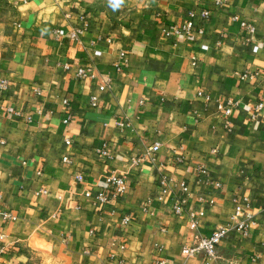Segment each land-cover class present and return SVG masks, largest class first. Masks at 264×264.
Listing matches in <instances>:
<instances>
[{"label":"crops","instance_id":"1","mask_svg":"<svg viewBox=\"0 0 264 264\" xmlns=\"http://www.w3.org/2000/svg\"><path fill=\"white\" fill-rule=\"evenodd\" d=\"M1 79L0 264H206L183 248L236 200L214 264H264V0H0Z\"/></svg>","mask_w":264,"mask_h":264},{"label":"built area","instance_id":"2","mask_svg":"<svg viewBox=\"0 0 264 264\" xmlns=\"http://www.w3.org/2000/svg\"><path fill=\"white\" fill-rule=\"evenodd\" d=\"M215 3H220L222 0H214ZM195 13L193 11H189L190 18L185 19L183 22H181L178 25L163 27L162 31L166 34H170L172 32L174 33H185V32H191L193 30V21L192 16ZM200 15L202 17H207L209 15V10L207 8H203L200 10ZM241 25L246 28L248 31L254 30V25L252 22L242 20ZM78 29L73 28L70 30V34L72 36H76ZM197 31L201 32V28H197ZM56 32L58 34H63L64 29L61 27L56 28ZM202 48H207L206 44L201 45ZM253 50H257L258 46L253 45ZM96 54L100 53V50H95ZM63 66L65 68H69L70 64L64 62ZM76 76H93V72L89 68H84L82 66H79L74 71ZM251 75V72L243 71L240 74V77H246ZM7 81L5 79L0 80V86H6ZM99 89L104 88V84H100ZM91 103L93 105L96 104V94L91 95ZM236 104V100L233 99H227L225 103L219 102L218 107L223 109L226 114H229L233 108V106ZM264 109V103L262 101H257V103L254 105V110L251 113V116H255L257 113L260 112V110ZM65 142L69 143V139L65 138ZM159 145V142H154L153 146H151V149L157 148ZM99 151L102 153L108 154V150L106 147H102ZM66 158V157H64ZM137 160V159H136ZM199 170L205 171V168L203 165L199 167ZM78 177H80L78 175ZM104 181L106 184L110 185V194L112 196H115L118 193H122L127 189V182L125 177L117 173L116 171L112 170L111 172L107 173L104 177ZM164 179H161V182H163ZM97 198L99 199H106V195L102 192H99L97 194ZM246 199V198H245ZM182 201H178L174 204V210L176 212L182 211ZM202 212H200L201 214ZM3 216L11 217L12 214L10 212H3ZM196 216L191 213L190 217V227L194 228L196 226ZM230 222L225 224H218L216 225L212 231L207 234L200 236L196 241L192 242L191 244L184 246L183 253L186 256L189 255H195V254H202L205 258L206 264H214V260L217 257V247L219 243L221 242L222 238L225 237L230 229H237L240 232L246 234L248 232L249 227L254 223L253 214L245 209L242 208V204L236 200L234 210L230 216ZM2 237V234L0 233V238ZM159 264H168L164 261H159Z\"/></svg>","mask_w":264,"mask_h":264},{"label":"clouds","instance_id":"3","mask_svg":"<svg viewBox=\"0 0 264 264\" xmlns=\"http://www.w3.org/2000/svg\"><path fill=\"white\" fill-rule=\"evenodd\" d=\"M109 2L113 10H116L119 7L122 0H109Z\"/></svg>","mask_w":264,"mask_h":264},{"label":"rangeland","instance_id":"4","mask_svg":"<svg viewBox=\"0 0 264 264\" xmlns=\"http://www.w3.org/2000/svg\"><path fill=\"white\" fill-rule=\"evenodd\" d=\"M33 261H34V260H32L31 264H38V262H35V263H34Z\"/></svg>","mask_w":264,"mask_h":264},{"label":"trees","instance_id":"5","mask_svg":"<svg viewBox=\"0 0 264 264\" xmlns=\"http://www.w3.org/2000/svg\"><path fill=\"white\" fill-rule=\"evenodd\" d=\"M31 264V263H30Z\"/></svg>","mask_w":264,"mask_h":264}]
</instances>
